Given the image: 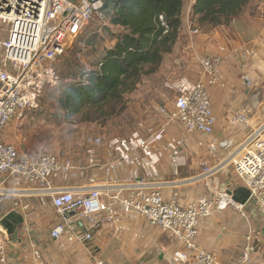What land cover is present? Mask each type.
<instances>
[{
	"label": "built area",
	"instance_id": "built-area-1",
	"mask_svg": "<svg viewBox=\"0 0 264 264\" xmlns=\"http://www.w3.org/2000/svg\"><path fill=\"white\" fill-rule=\"evenodd\" d=\"M264 18V0H261ZM104 0H0V24L7 28V36L0 38V134L9 124L20 119L24 112L38 106L44 89L61 82L57 69L59 58L71 49L85 26L94 17L106 20ZM165 31L168 24L163 14L159 15ZM189 27V42L200 34L198 28ZM257 46L244 45L239 49L245 72L243 83L248 89L255 86L248 68L258 57ZM225 47L218 52L199 56L202 67L200 78L195 82L175 83L178 95L173 107H160L161 123L150 130L147 136L140 131L127 137L88 135L85 146L89 167H100L110 180L113 173L123 165L131 166L127 178L129 194L104 192L94 186L88 193H81L60 182L73 176L72 157H60L54 153L36 158L21 154L16 145L0 138V192L14 199L13 208L26 221L35 213L30 198H38L41 204L50 202L64 219L50 230L54 240L67 239L81 244L89 243L94 232L120 220V210L130 218L144 217L152 225L168 230L180 244L175 251V261L195 260L198 264H225L217 256L199 245L198 238L204 221L228 207L246 215L247 203L255 204L264 217V120L253 126L247 111L239 110L229 119L233 126L245 125L253 128L240 142L236 154L230 159L238 176L249 191L245 203L234 199V193L223 189L210 196H200L183 205L175 193L167 199L163 192V181H159L156 164L167 158L176 173L184 161L182 148L186 137H169L159 144L168 128L177 123L186 134L201 133L211 136L208 152L216 155L221 148H229L233 140H220L214 136L218 118L212 103L210 88L222 84L221 65ZM259 70H264L260 66ZM92 71L86 69L82 79L87 80ZM84 81V82H85ZM258 93V91H256ZM260 93V92H259ZM258 93V94H259ZM199 145L203 141L198 142ZM104 148L108 159L100 156ZM202 176L209 178L226 166L219 162L210 166L203 160ZM151 171H147L150 170ZM146 170L143 176V171ZM154 176V180L152 177ZM95 183V178H90ZM71 212L74 214L69 215ZM0 218V260L6 261L5 240L7 229ZM10 236V235H9ZM256 230L247 236L239 259L227 264H252V253L256 249ZM33 264H48L38 248L32 251ZM94 264H112L94 256Z\"/></svg>",
	"mask_w": 264,
	"mask_h": 264
},
{
	"label": "crops",
	"instance_id": "crops-1",
	"mask_svg": "<svg viewBox=\"0 0 264 264\" xmlns=\"http://www.w3.org/2000/svg\"><path fill=\"white\" fill-rule=\"evenodd\" d=\"M191 25L189 18H183V29L178 45L172 53L165 57L164 64L167 58L170 59V64H179L180 60L181 64L183 61L186 62L185 64H196L197 68L194 69L197 70V73L190 75L184 72V76L180 79L175 78L172 73L168 80L173 84L180 81H197L201 75V66L197 58L216 53L223 45L225 51L221 65L222 84L210 88L212 108L218 118L214 136L221 141L233 140L234 144L226 149L220 146L219 152L212 156L208 152L211 136L201 133L186 134L177 123L168 128L166 136L159 141V144L171 136L186 137L187 142L182 148V155L186 158L183 159L184 163L178 173L167 158H161L156 164V178L164 182L165 197L171 199L177 193L178 199L183 205L200 196H210L223 189H229L235 193L239 188L245 187L230 159L236 154L237 145L245 139L253 127L233 126L229 119L235 112L243 110L248 112L253 126L264 120V70H259L260 66H264V27L256 33L242 32L237 25L232 24L230 27H218L208 34L200 33L192 43L188 42L189 40L182 43V38L186 39L189 35ZM2 26L4 33L0 38H5L7 28ZM112 28V32H116L117 29L120 31V26L112 25ZM222 28H227V31H229L228 29L231 31L237 29L238 32L233 33L234 37H232L224 35L226 31ZM115 42L116 39L110 40L106 48H112ZM244 45L260 48L258 57L251 61V67L248 68L249 75L255 82V86L250 89L244 85L242 80L245 69L239 49ZM180 50L181 53H179ZM256 91L260 93L258 94ZM167 105L173 107V102ZM10 133L11 130L6 128L0 134L1 139L7 143L13 141ZM200 140L203 141L202 145L198 144ZM72 155L73 176L67 181L60 182L62 186L71 187L81 193H88L94 186H99L104 192L129 194L127 189L122 191L121 188L128 186L126 181L131 175V166L126 164L121 166L113 173L112 180H110L100 167H89L84 145L80 144V147L72 151ZM100 156L104 161L108 159L104 148L100 149ZM203 160H208L210 166H215L219 162H227V166L218 174L206 178L202 176ZM147 171H151V169ZM145 172L146 170L143 171V176ZM154 176L152 180H154ZM91 177L95 178V183H91ZM29 201L33 206L40 204L38 216L52 215V220L59 221L65 217L51 203L41 204L35 197L30 198ZM13 202V198L0 192V218L12 211H17L13 208ZM245 209L246 215L233 207H228L226 210L208 217L201 226L199 245L214 253L222 263H232L239 259L247 236L252 229H255L256 249L252 253V264H264V217L253 203H247ZM47 212L49 214H46ZM34 220L24 221L25 237L18 238L15 231V237L11 235L5 242L8 264H33L32 252H27L30 245L33 249L38 248L42 251L48 264H94V256L101 257L112 264H198L193 259L182 262L175 261L174 253L181 246L168 230L152 225L144 217H127L123 210H120V220L116 224L106 225L99 232H94L93 240L86 244L70 242L66 238L59 241L54 240L50 236L49 229L46 230L44 238H39L36 241L33 231L39 227L34 224Z\"/></svg>",
	"mask_w": 264,
	"mask_h": 264
},
{
	"label": "rangeland",
	"instance_id": "rangeland-1",
	"mask_svg": "<svg viewBox=\"0 0 264 264\" xmlns=\"http://www.w3.org/2000/svg\"><path fill=\"white\" fill-rule=\"evenodd\" d=\"M184 4L183 17L189 18L191 24L195 25L193 28H198L200 33L208 34L211 30L200 28L198 16L194 13L195 0H185ZM232 24L237 25L242 32L256 33V31L262 30L264 18L261 0H249L244 11L234 18ZM2 28L1 25L0 36H3L4 33ZM112 29L108 20H101L98 17L91 19L71 49L59 58L57 69L61 75V82L45 88L38 106L26 110L23 114L24 118L22 116L9 124L7 128L11 130L10 135L13 137L11 142L16 145L18 151L24 153L23 155L36 158L42 154L54 153L62 158L72 157V151L80 147L88 135L127 137L140 131L142 135L147 136L150 130L158 126L163 119L160 107L172 102L174 104L178 95L175 85L168 80L170 74L174 73V77L180 79L184 76V72L190 75L197 73V70L194 69L197 68L196 64H185L184 61L181 64V60L179 64H170V59L167 58L160 71L143 78L137 88L126 95L124 109L118 114L105 121H82V113L68 118L59 104V95L66 85L80 84L85 81L82 77L86 69L92 71L97 67L104 51H106L108 42L113 39ZM222 29L226 31L224 35L232 37H234L233 33L238 32L237 29L233 31L231 29L227 31V28ZM189 36L190 34L186 39L182 38V43L189 40ZM33 207L35 213L31 220L36 218L34 224L39 227L33 231V236L37 241L39 238H44L46 230L49 229L50 233L59 220H52V215L38 216L40 204ZM16 234L18 238L25 237L23 224L18 226ZM10 237L11 234L10 236L6 235L5 242ZM37 246L39 247V245ZM27 249L29 253L33 251L31 245ZM0 264L8 263L7 260L5 262L0 260Z\"/></svg>",
	"mask_w": 264,
	"mask_h": 264
},
{
	"label": "trees",
	"instance_id": "trees-1",
	"mask_svg": "<svg viewBox=\"0 0 264 264\" xmlns=\"http://www.w3.org/2000/svg\"><path fill=\"white\" fill-rule=\"evenodd\" d=\"M248 1L195 0L194 13L200 28L212 31L230 27ZM104 2L106 20L120 26V31L112 32L115 45L106 48L85 82L66 85L59 95V104L66 116L82 113L81 119L85 122L105 121L123 110L126 95L134 91L143 78L163 68L165 57L178 45L183 29L185 0ZM160 14L167 21V31L159 19Z\"/></svg>",
	"mask_w": 264,
	"mask_h": 264
},
{
	"label": "water",
	"instance_id": "water-1",
	"mask_svg": "<svg viewBox=\"0 0 264 264\" xmlns=\"http://www.w3.org/2000/svg\"><path fill=\"white\" fill-rule=\"evenodd\" d=\"M249 197V191L246 187L239 188L234 193V199L238 202L245 203L247 198ZM74 214L71 212L69 215ZM25 221L22 214L17 211H12L7 214L5 217L2 218L1 223L7 229L8 233L15 237V231L18 225L23 224ZM263 233H264V226H263Z\"/></svg>",
	"mask_w": 264,
	"mask_h": 264
}]
</instances>
